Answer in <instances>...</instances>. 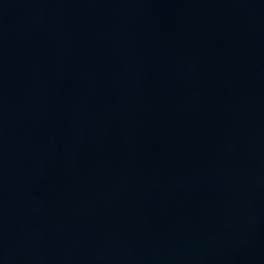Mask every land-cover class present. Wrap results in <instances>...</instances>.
<instances>
[{
	"label": "water",
	"instance_id": "obj_1",
	"mask_svg": "<svg viewBox=\"0 0 264 264\" xmlns=\"http://www.w3.org/2000/svg\"><path fill=\"white\" fill-rule=\"evenodd\" d=\"M0 264H264V0H0Z\"/></svg>",
	"mask_w": 264,
	"mask_h": 264
}]
</instances>
